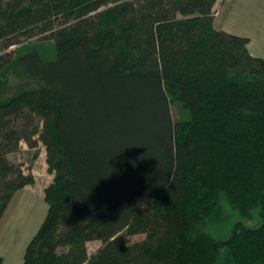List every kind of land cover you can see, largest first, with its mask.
<instances>
[{
	"label": "trees",
	"instance_id": "1",
	"mask_svg": "<svg viewBox=\"0 0 264 264\" xmlns=\"http://www.w3.org/2000/svg\"><path fill=\"white\" fill-rule=\"evenodd\" d=\"M215 1L0 0V78L23 79L0 97V218L34 182L21 141L53 174L22 264H264V58ZM37 36L52 58L14 56ZM223 205L227 236L193 234Z\"/></svg>",
	"mask_w": 264,
	"mask_h": 264
},
{
	"label": "crops",
	"instance_id": "2",
	"mask_svg": "<svg viewBox=\"0 0 264 264\" xmlns=\"http://www.w3.org/2000/svg\"><path fill=\"white\" fill-rule=\"evenodd\" d=\"M213 11V26L216 29L247 37V49L249 53L255 57L264 58V0H216ZM47 173L48 177H51V174ZM35 179L37 178L34 176L33 184L25 185L13 194L12 199L0 218V254L4 251L9 252L10 264H22L24 251L27 246V244L23 245V243L35 234L42 222L34 219V222L31 224L32 215L28 214V210H31L30 208L32 207V203H29L28 199L32 201L34 195H40L44 198V187L37 186ZM47 182L48 185L49 180ZM20 192L22 195H18ZM12 204L16 209V213L12 211L7 212ZM16 214H18L17 219H15ZM4 219L8 223L5 226L10 228L9 241L6 238L8 231L5 232L6 229L2 230V221ZM38 222H40L39 225H37ZM21 234H23V237ZM17 237L20 238L18 242ZM0 258H2V255H0Z\"/></svg>",
	"mask_w": 264,
	"mask_h": 264
},
{
	"label": "rangeland",
	"instance_id": "3",
	"mask_svg": "<svg viewBox=\"0 0 264 264\" xmlns=\"http://www.w3.org/2000/svg\"><path fill=\"white\" fill-rule=\"evenodd\" d=\"M10 50H13L14 56L19 55L25 50H36L44 58L48 59V58H52L54 55V44L52 40L45 39V38L41 39L40 36H37L32 39L25 40L17 46H11ZM22 82H23V79H19L16 76V73L14 74L10 73L6 77L0 78V97L1 98L7 97V95L10 94L15 88H17V86L21 84ZM171 114H172L173 120L175 121L181 120V119L183 120L187 117L186 112L182 108H180L176 103L171 104ZM35 153L37 154L35 155ZM9 158L14 163L19 164L21 166V169L24 174H31L33 175V178L35 176L37 178L35 179L36 180L35 184L37 186L40 185L45 188L48 183L47 181L49 180V183L51 182L53 174L49 172V174H51V177H48V173H47L48 170H47V163H46V151H45L44 146L41 143H38V146L36 148H30L27 146V144L24 141H21L19 144V150L10 154ZM30 190H33V189H30ZM18 195H22L21 192ZM28 201H30L29 203H32V207L30 208L31 210H28V214L32 215L31 224L34 222V219H38L40 220V222L43 221L47 213V203L44 200L43 196L34 195L32 198V201L30 199H28ZM13 204L11 205V207H9L7 212L12 211L16 213V209ZM223 210L225 212L221 215H217L213 213L207 219H204L203 221H201L200 224L199 222L195 223L194 227L191 229L193 234H195V231H207L210 234H212L214 237L221 238V237L227 236L229 234V229L232 225V222L240 218H238L237 216H234V213L232 212V210L226 205H223ZM17 215L18 214H16L15 219H17ZM5 220L6 219L2 221L3 222L2 230L6 229L5 232L8 231V234L6 236V238H8V236L10 235V231H9L10 228L5 226L8 224L7 222H5ZM244 221H245L244 222L245 225L252 226V225L258 224L260 219L253 218V220L251 219V220H244ZM40 222H38L37 225H39ZM21 235L23 237V234ZM31 237L26 239L23 245L28 244L29 240H31ZM143 237H144L143 234H137V235L130 237V239L131 241H137V240L142 239ZM19 240L20 238H18L17 242ZM8 241H9V238H8ZM100 244L101 243L98 240L88 242L87 243L88 253L91 254L97 247L100 246ZM0 255H2V258H0V264H10V259H9L10 253L9 252L4 251Z\"/></svg>",
	"mask_w": 264,
	"mask_h": 264
}]
</instances>
